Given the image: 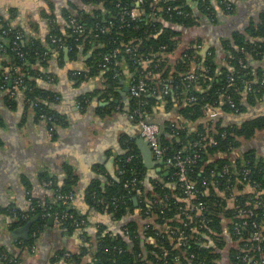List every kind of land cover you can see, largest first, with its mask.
Segmentation results:
<instances>
[{"label": "trees", "instance_id": "1", "mask_svg": "<svg viewBox=\"0 0 264 264\" xmlns=\"http://www.w3.org/2000/svg\"><path fill=\"white\" fill-rule=\"evenodd\" d=\"M89 2L101 7L90 13L83 10L66 13L67 31L64 33L53 24L48 44L35 38L27 41L21 28L5 24L0 40L8 46L5 53L10 58V71L0 73V83L10 91L13 79L21 77L23 86L18 92H23L34 106L37 117L51 116L54 120L51 124L64 126L55 107L59 92L53 86L54 74L38 70L34 65L41 61L46 66L52 47L62 55L68 49L71 59L80 57L82 47L90 50L89 70H77L75 79L81 83L103 72L106 88L101 97L110 101L103 108L106 112L116 107L118 89L127 80L132 84L142 80L147 87L140 97L131 96L130 113L138 108L149 114L160 97L169 105L178 106V113L186 122L179 125L178 121H168L160 139L167 156H174L179 150L184 155L199 154L189 170V177L197 182L199 192L193 197L185 194L186 185L179 179L176 166L169 167L167 177L174 183L173 188L155 183L153 191H148L146 166L138 155L136 142L129 141L126 152L117 159L118 178L105 187L95 183L88 194L93 207L120 222V230L109 231L101 225L95 238L84 232V244L77 252H67L66 259L81 264L84 256L91 254L95 264H219L218 248H225L227 236H232L237 243L230 247L233 261L260 264L257 259L264 251V238L256 242L252 241V235L255 230L264 232V156H259L255 149L238 152L245 140L264 130V114L249 115L242 121L229 116L245 115L248 105L256 106L264 94V84L259 81L264 77V65L254 67L249 61L264 58V14L262 22L251 25L247 33L234 34V44L229 40L224 43L226 64L219 67L214 48L207 55H201L202 36L192 35L175 61L170 54L179 49L187 33L204 18L217 22L218 11L230 12L228 3L234 1L144 0L139 6L136 0ZM134 7L140 10L137 18L131 16ZM72 18L77 24L71 23ZM75 25H82L84 33L77 32ZM4 29L9 30L8 34H2ZM52 36L59 41L54 42ZM14 41L18 43L17 50L11 49ZM125 66L130 70L129 75ZM193 72L195 77L188 79ZM42 82L49 85L43 86ZM166 85L170 88L168 93L164 90ZM247 85L252 90H247ZM94 95L81 96L79 100L86 106ZM230 101L236 103L237 111ZM211 109L218 115L211 116ZM189 123L194 124V131L189 130ZM246 170H250L247 175ZM67 173L62 184L49 173L41 174L42 182L52 181L49 186L54 193L52 201L33 197L27 211L15 207L7 210L13 218V229L35 217L29 239L23 241V246L32 247L36 243L51 216H57L59 223L71 231L76 229V219L88 221L72 204L64 205L56 198L58 194L74 193L77 177L71 169ZM134 178L139 183L127 187L126 183ZM245 185H251L254 191L236 193ZM201 202L204 206L201 211L189 209ZM136 208H140L145 221L124 220ZM65 212L73 213L75 218H63ZM24 213L29 217L21 218ZM6 253L3 251L2 255L14 259L12 263L6 260L7 264L18 260ZM245 255L248 259H244Z\"/></svg>", "mask_w": 264, "mask_h": 264}, {"label": "crops", "instance_id": "2", "mask_svg": "<svg viewBox=\"0 0 264 264\" xmlns=\"http://www.w3.org/2000/svg\"><path fill=\"white\" fill-rule=\"evenodd\" d=\"M232 1L235 6L233 13L225 14L219 10L217 22L204 18L200 25L187 33L179 49L170 54L171 59L175 61L192 35H196L204 38L201 55H207L209 49L214 48L219 67H223L226 64L224 43L229 40L234 44V34L247 33L251 25L262 22L264 14V0ZM99 7L101 6L90 3L89 0H0V31L5 24H10L21 28L27 41L35 38L48 44L54 25L64 33L67 31L66 13L81 10L90 13ZM51 52L52 56L46 66L39 61L34 67L54 74L56 82L53 86L59 92L55 107L65 122L64 126L38 118L34 106L25 99L23 92L12 96L8 95V88L0 89V264H7L3 251L18 259L14 264H73L66 259V253L80 250L84 244V232L95 238L101 225L109 231L118 232L120 222L112 215L93 207L88 201V194L95 183L105 187L118 178L117 159L126 152L129 141L136 142L138 155L146 166L147 190L153 191L155 183L170 188L174 186L167 179L169 167L156 159L148 143L140 141V126L130 113L132 81L127 80L119 87L117 105L108 113L103 108L110 101L101 97L106 88L103 72L81 83L75 79L77 70H89L87 60L91 57V51L82 47L78 59H71L66 49L63 55L53 47ZM249 61L254 67L264 65V58ZM9 62L7 53L0 51V73L10 71ZM125 71L129 75L130 70L126 66ZM42 85L49 84L42 82ZM90 94H95L90 103L86 106L81 104L79 98ZM159 99L147 117L161 125V134L165 133L168 121H178L179 125L186 122L180 117L178 106L169 105L161 97ZM262 114L264 94L256 106L248 105L245 115ZM210 115L214 117L218 112L211 109ZM188 128L190 131L196 129L193 123H189ZM247 149H255L259 156H264V130L259 131L252 139L245 140L237 152L240 154ZM67 169H71L77 177L72 206L78 214L87 217V225L82 230L71 231L53 216L54 221L50 223V219L48 220L36 240L35 250L23 246L26 239L13 237V232L21 226L13 229V218L7 210L15 207L27 211L33 197L52 201L54 193L46 182H42L41 174L49 173L62 184L67 179ZM239 191L251 193L254 187L245 185L243 190H236V193L239 194ZM130 219L145 221L140 208L124 218ZM226 241L225 248H218L221 253L219 264H236L231 257L230 247L237 243L232 236H227ZM81 264H95L93 256H84Z\"/></svg>", "mask_w": 264, "mask_h": 264}, {"label": "built area", "instance_id": "3", "mask_svg": "<svg viewBox=\"0 0 264 264\" xmlns=\"http://www.w3.org/2000/svg\"><path fill=\"white\" fill-rule=\"evenodd\" d=\"M143 1L144 0H136V6H139ZM203 1H206V0H203ZM232 3L231 2L228 3V8L231 11L227 12L226 14L233 13L232 11L235 9V6H234V2ZM139 15H140V10L138 9V7H134L131 11V16L133 18H137ZM75 21H76L75 19L73 18L71 19L72 24H77ZM75 29L80 34L84 33L85 31V28L82 25H75ZM2 32H3L2 33L3 35H6L8 34L9 30L4 29ZM52 40L54 42L59 41L54 36H52ZM11 49H14V50L18 49V43L16 41L13 42V46L11 47ZM7 50H8V46L5 44V42H3V40L2 41L0 40V51L4 53V52H7ZM127 50H130V49L128 48ZM18 53L21 56H24L23 52L20 51ZM106 59L109 60V57L107 56ZM104 66H106V64ZM194 77H195L194 72L190 73L187 76L188 79H192ZM233 79L234 77L231 78V80ZM259 81H261V84H264V77L262 79H259ZM22 86H23V80L21 77L18 76L15 79H13V87L10 90V95L15 96ZM0 89H6L5 85L0 83ZM164 90H165V93H168L170 90L169 86L166 85ZM247 90H252V86L247 85ZM146 91H147L146 84L142 80H140L139 82L135 84L130 85V94L132 97H140ZM230 102H231V106L237 111L238 107L236 103L234 101H230ZM131 117L139 124L140 129H141L140 131L141 137L145 141H147V143L150 145L152 152L154 156L156 157V159L159 160L162 164L167 165V167H171V166L177 167V175L179 179L183 181L184 184L186 185L185 194L190 197H193L194 195H196L197 192H199V189L197 188V182L189 177V170H190L191 165L196 163L197 160L199 159V154L196 153L195 155H184L183 154L184 151L179 150L174 156H167L165 148L163 147L161 143V139H160L161 132H162L161 125L157 122L148 120L146 112L138 108L133 110V112H131ZM45 118L49 121H54L51 116H47V117L45 116ZM131 157L132 156H130V158ZM248 173H250V170H246L245 175H247ZM138 183H139L138 179L134 178L131 182L126 183V186L128 187L131 184L137 185ZM46 184L50 186L52 185V181L46 182ZM137 192L141 193L140 187H137ZM56 198L57 200L61 201L64 205L69 206L73 203L75 194L73 192L66 193V194H58ZM195 208L201 211L204 208L203 203L201 202L198 205H193L189 209L193 210ZM249 212H252V211L250 210ZM28 217L29 215L27 213H24L21 216V218H25V219ZM56 218L57 220H59L57 216ZM63 218H75V215L73 213L65 212L63 214ZM75 225H76V229L82 230L87 225V220L86 219H81V220L76 219ZM235 229L238 233H240V229L238 227ZM263 238H264V232L260 230H255L253 232L252 241L261 242ZM30 248L31 250H35V244ZM3 258L9 262L14 261V259L12 257H9L8 255H3ZM244 259H248V255H245ZM257 261L260 264H264V251H262V255L259 259H257Z\"/></svg>", "mask_w": 264, "mask_h": 264}, {"label": "water", "instance_id": "4", "mask_svg": "<svg viewBox=\"0 0 264 264\" xmlns=\"http://www.w3.org/2000/svg\"><path fill=\"white\" fill-rule=\"evenodd\" d=\"M66 51H68V49H66ZM126 89H127V87H126ZM248 116L249 115H241V116L230 115L229 117L232 118V120H235V121H242V120L246 119ZM140 141H143V143H145V142L147 143V141H145L143 138ZM135 200L137 202V198H135ZM49 219H50V223H52L54 221V217L53 216H51ZM33 220H35V217L33 218ZM33 220L32 221L30 220L25 225H23V226L19 227L18 229H16L13 232V237L15 239L23 238V239L28 240L29 236H30L29 234H30V231H31V228H32Z\"/></svg>", "mask_w": 264, "mask_h": 264}]
</instances>
